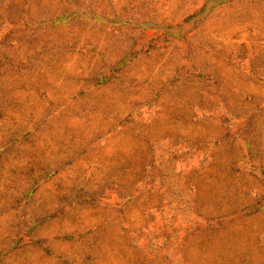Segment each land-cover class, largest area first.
Here are the masks:
<instances>
[{"label": "rangeland", "instance_id": "obj_1", "mask_svg": "<svg viewBox=\"0 0 264 264\" xmlns=\"http://www.w3.org/2000/svg\"><path fill=\"white\" fill-rule=\"evenodd\" d=\"M0 264H264V0H0Z\"/></svg>", "mask_w": 264, "mask_h": 264}]
</instances>
